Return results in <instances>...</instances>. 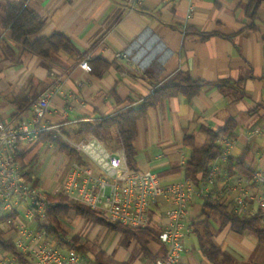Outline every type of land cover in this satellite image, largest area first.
<instances>
[{"label": "crops", "instance_id": "crops-1", "mask_svg": "<svg viewBox=\"0 0 264 264\" xmlns=\"http://www.w3.org/2000/svg\"><path fill=\"white\" fill-rule=\"evenodd\" d=\"M7 1L18 0H0L3 119L14 120L19 112L30 114V105L18 109L15 99L27 97L32 103L50 90L54 94L51 111L44 119L50 130L45 133L59 134L74 145L93 136L80 131L81 121L99 120L125 107L139 106L144 97L179 71L205 81L200 93L191 99L180 94L149 108L137 123L134 145L137 168L155 171L164 184L176 183L189 179L184 167L191 150L184 144L185 137L193 136L195 147L201 148L207 140L201 126L218 130L229 120L236 122V143L230 158L219 161L220 175L208 187L207 195L192 196L186 220L192 231L184 240L182 264H215L203 255L199 240L205 198H217L234 210L236 198L244 192L251 197L260 193L256 184L242 188L227 178L242 173L235 165L237 160L251 173L264 169V131L249 140L245 137L251 129L264 125V2L252 20L247 16L250 0H144L134 10L125 8L128 0H27L28 7L44 20L43 28L30 36L31 41L62 32L76 48L73 54L59 52L43 59L22 52L12 41L1 9ZM191 4L195 8L187 17ZM207 33L216 34L205 37ZM10 48L16 53L13 57ZM119 52H126L128 58L116 57ZM86 56L89 63L98 59L109 67L101 74L85 71L79 62ZM223 78L230 79L225 92L214 85ZM120 140L113 128L101 141L115 150L114 144L119 149ZM157 207L165 213L171 204L162 199L151 212ZM244 209L243 215H261L264 226V209L256 200L246 197ZM162 222L159 228L155 226L158 232ZM209 223L213 243L229 255L231 264H264V243L254 234L222 226L214 211L209 214ZM118 247L112 258L131 264L124 246ZM149 247L153 255L158 253L160 241L151 242Z\"/></svg>", "mask_w": 264, "mask_h": 264}, {"label": "built area", "instance_id": "built-area-1", "mask_svg": "<svg viewBox=\"0 0 264 264\" xmlns=\"http://www.w3.org/2000/svg\"><path fill=\"white\" fill-rule=\"evenodd\" d=\"M143 1L128 0L124 6L134 10L141 7ZM194 8L193 4L189 6L187 17ZM116 57L128 58V54L119 52ZM79 66L92 71L87 56ZM53 95L50 90L44 91L30 104L29 115L19 112L14 120L0 117V231L4 238L14 243L20 254L0 246V264H91L68 242L59 245L48 231L49 215L58 196L64 198L65 204H82L101 212L111 222L141 229L149 226L152 207L158 201L166 200L171 207L164 214L159 232L161 249L153 264H182L184 240L192 231L186 221L191 198L194 194L207 195L208 187L220 175L219 161L230 158L236 138L219 137L222 154L210 163L208 171L198 182L189 178L164 184L155 171L130 167L121 140L118 150H110L101 140L90 136L86 142L72 145L82 161H73L58 185L48 191L26 178L18 155L50 130L44 119L51 111ZM263 131L264 125L251 129L245 137L249 140ZM227 180L234 186L243 188L253 183L260 189L256 197L244 192V196L236 198L234 211L243 214L246 197L256 200L264 209V169L251 175L238 173Z\"/></svg>", "mask_w": 264, "mask_h": 264}, {"label": "trees", "instance_id": "trees-1", "mask_svg": "<svg viewBox=\"0 0 264 264\" xmlns=\"http://www.w3.org/2000/svg\"><path fill=\"white\" fill-rule=\"evenodd\" d=\"M263 2L264 0L249 1L247 16L250 19L254 20L257 17L258 9ZM1 9L4 13L3 24L10 30L12 41L21 46L22 52L35 54L43 59H47L52 54L59 52H66L69 54L76 52V48L69 36L62 32H54L48 37H42L34 41L29 39L31 35L38 33L43 28L44 20L28 7L27 0L7 1L2 5ZM250 28H253V26L251 25ZM215 34L216 33H207L204 36L208 37ZM227 37L231 38V36ZM10 50L11 56H15L16 53L14 50L11 48ZM90 64L92 70L99 72V74L109 67L108 63L98 59L92 60ZM204 84L205 81L193 79L188 73L179 71L159 84L153 92L144 97L139 106L125 107L122 110L99 120L81 121L79 123L80 131L86 135L92 134L99 140L103 141L105 139V135L109 134L113 128H116L121 138L130 167L137 168L135 159L137 156V150L134 142L138 132V121L145 117L149 108L157 106L167 98L180 94L188 99L195 97L200 93ZM229 84V78L219 79L214 82L216 88L221 92H225L229 87ZM15 104L18 109H24L31 104V100L27 97H22L15 99ZM236 127L237 124L233 120H229L218 130L201 126L200 131L207 137L206 142L201 148L195 147L193 136L185 137L184 144L190 148L191 154L184 169L192 181L198 182L199 176L208 171L210 163L222 154L221 147L218 144L219 137L222 135L234 137ZM38 140H52L57 144L58 150L61 153L73 157L78 161H82V157L78 150L59 134L53 136L52 134L43 133L40 135ZM20 158L21 157L18 155V159ZM235 165L242 173L247 175L252 174L250 171L245 169L243 161L237 160ZM55 199L57 200V204L49 215L50 226L48 227V231L53 236H58L60 238V242H63L60 237V233L62 232L60 217L64 216L68 210H74L76 215L92 222L93 224L102 225L109 231L120 232L128 235L131 239H135L140 243L142 253L150 259H154V255L151 252L149 245L151 242L159 240V232L151 221L149 226L145 228H133L120 223L111 222L101 212L90 209L82 204H65L62 196H58ZM205 200L206 201L202 209L203 219L200 221L202 231L199 240L201 251L208 260L214 262L215 264H231L233 262L229 255L221 251V249L212 241L213 232L209 223V214L213 211L219 214L222 226L229 225L238 233H244L246 231L251 232L258 238L259 242L264 243V226L261 223V215L239 214L234 210H230L226 203L211 196L206 197ZM70 245H74L77 250L81 252L88 249L85 244L80 242V238L78 236H74L71 239ZM0 246L5 250L20 255L14 243L3 237L2 231H0ZM94 264L128 263L116 261L103 249H100L95 252Z\"/></svg>", "mask_w": 264, "mask_h": 264}, {"label": "rangeland", "instance_id": "rangeland-1", "mask_svg": "<svg viewBox=\"0 0 264 264\" xmlns=\"http://www.w3.org/2000/svg\"><path fill=\"white\" fill-rule=\"evenodd\" d=\"M87 139L88 137L83 138L75 144L86 142ZM114 147L115 150H118L116 143ZM19 156L21 157L19 159L21 168L26 178L31 183L48 191H52L58 185L68 171L70 164L76 160L73 157L69 159L62 155L58 151L57 145L51 142L31 144L25 151L20 152ZM164 214V211L159 207L151 212V222L157 228L160 227ZM22 216L24 218V214ZM60 221L62 224L60 237L63 242H60L58 236H53V240L61 246L64 245V242H68L70 245L71 239L78 236L80 242L88 247L86 251L80 252L91 264L95 263V252L103 249L106 253L108 251V255L113 256L116 252L115 248H119L118 246H124L122 249L126 256L128 255L127 259L131 261V264H152L154 261L142 253L140 243L135 239L118 232H110L103 226H95L90 221L76 215L74 211L68 210L64 216L60 217ZM156 254L154 255L156 256Z\"/></svg>", "mask_w": 264, "mask_h": 264}]
</instances>
